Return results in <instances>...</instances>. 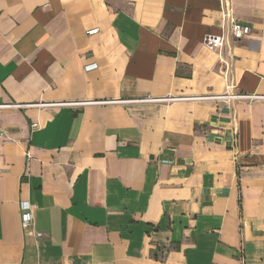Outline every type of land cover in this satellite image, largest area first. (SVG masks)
I'll return each mask as SVG.
<instances>
[{
	"label": "crops",
	"instance_id": "crops-1",
	"mask_svg": "<svg viewBox=\"0 0 264 264\" xmlns=\"http://www.w3.org/2000/svg\"><path fill=\"white\" fill-rule=\"evenodd\" d=\"M0 264H264V0H0Z\"/></svg>",
	"mask_w": 264,
	"mask_h": 264
},
{
	"label": "built area",
	"instance_id": "built-area-1",
	"mask_svg": "<svg viewBox=\"0 0 264 264\" xmlns=\"http://www.w3.org/2000/svg\"><path fill=\"white\" fill-rule=\"evenodd\" d=\"M228 34L230 39L234 43H242L245 41L246 36L249 34V27L246 25L241 24L237 20H231L229 21L228 25ZM98 33V29H92L90 31H87V35H95ZM202 44L205 48L211 50V51H218L220 50L223 45L225 44V39L222 35H205L202 40ZM93 69H96V65H88L84 67L85 71H91ZM200 99V98H197ZM210 99H215V100H255V99H263V97H257V96H245V95H222L219 97H212ZM176 100H182V99H175V98H170V99H147L148 102H164V103H169L173 102ZM37 129V124H32L31 125V130L34 131ZM26 158L29 159L30 155L26 154ZM21 210H22V216H21V225L23 229H29L33 226V216L31 214V209L26 203L21 204ZM36 236H40V233H37Z\"/></svg>",
	"mask_w": 264,
	"mask_h": 264
}]
</instances>
